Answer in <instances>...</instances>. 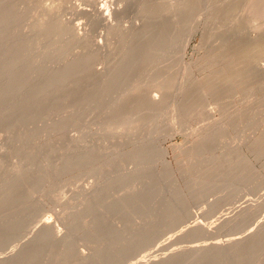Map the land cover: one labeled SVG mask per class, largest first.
Wrapping results in <instances>:
<instances>
[{"label":"rangeland","instance_id":"rangeland-1","mask_svg":"<svg viewBox=\"0 0 264 264\" xmlns=\"http://www.w3.org/2000/svg\"><path fill=\"white\" fill-rule=\"evenodd\" d=\"M176 1L113 30L70 3L0 2L22 118L0 117V264H264V0H195L187 21Z\"/></svg>","mask_w":264,"mask_h":264},{"label":"bare ground","instance_id":"bare-ground-1","mask_svg":"<svg viewBox=\"0 0 264 264\" xmlns=\"http://www.w3.org/2000/svg\"><path fill=\"white\" fill-rule=\"evenodd\" d=\"M3 0H0V2H2ZM13 1H19V0H13ZM24 1H26L27 3H41V4H44V5H46V7H47V9L48 10H52V9H54V8H56V7H58V5H63V4H68V3H70L69 5H72V7H73V11H75L74 13H75V15H78V14H76V13H79L80 15H82L80 18H82L84 15H88V16H90V14H91V17L90 18H92V15H95V21H98V19L100 20V24L103 22L104 23V25H105V27L104 28H110V29H112L113 30V28H117V25H118V27H119V21H118V23H117V19L118 18H120L122 15H123V13H124V11L125 10H129L130 9V7H134V6H136V5H138L139 3H142V2H144V0H59V2H58V4H51V5H49V4H46V1L47 0H24ZM49 1V0H48ZM199 1V0H198ZM257 1V0H256ZM259 1V0H258ZM177 2V4H176V6H175V9H177L178 11H177V15L178 16H180V15H182V16H184L183 17V19H185L184 21H187L186 20V15L190 12L191 14H193L192 13V11H194V9L196 8V6H194L195 5V3H196V1L195 0H177L176 1ZM250 2V1H249ZM251 2H252V0H251ZM250 2V3H251ZM50 3V2H49ZM51 3H54L53 1H51ZM261 3V2H260ZM260 3H258V4H260ZM263 3V2H262ZM253 5H254V3H253ZM252 6V5H251ZM261 6V5H260ZM71 7V6H70ZM71 7V8H72ZM129 7V8H128ZM195 7V8H194ZM253 8L254 7H256V6H252ZM128 8V9H127ZM262 8V7H261ZM159 8H157V10H158ZM264 9V8H263ZM82 13H84V15L82 14ZM189 13V15H188V17L191 15ZM120 16V17H119ZM79 17H77V18H79ZM192 17V16H191ZM84 18H85V16H84ZM94 18V17H93ZM87 19H89L88 17L86 18V20ZM179 19V18H178ZM90 20V19H89ZM181 20V19H180ZM180 20H178V23L181 25V23H180ZM102 21V22H101ZM184 21H183V23H184ZM189 21H191L190 19H189ZM87 22V21H86ZM89 22V21H88ZM182 22V21H181ZM193 22V21H192ZM79 23V22H78ZM182 23V25L180 26V28H179V30L180 29H183L184 27H185V29L186 28H189V26H185V24H183ZM190 23V22H189ZM188 23V24H189ZM83 24V23H82ZM72 25V27H70ZM77 25L79 26V24H76V25H74V22L73 23H71L70 25H69V27L71 28V30H69L71 33H72V35H73V37H71V40L73 41V38L76 40L75 42H77L78 43V41H80L81 43L79 44L78 43V45H81V46H83L84 44H82V42L85 40V38H86V33L88 32L87 31V28H88V25L86 26V28H85V26H84V30H86L87 32H85L81 27L80 28H78L77 27ZM85 25V24H84ZM102 25V27L104 26L103 24H101ZM186 25H187V23H186ZM69 27H67V28H69ZM69 28V29H70ZM115 28V29H116ZM198 28V27H197ZM108 29H106V30H108ZM190 29V28H189ZM188 29V32L189 31H191V32H193L194 30H192V29H190L189 30ZM179 30H178V33H179ZM111 31V30H110ZM187 31V29L185 30V32ZM181 32V31H180ZM184 32V33H185ZM191 32H189V34H191ZM186 34L187 35H189L187 32H186ZM71 34H70V36H72ZM184 35V34H183ZM69 36V37H70ZM179 36H180V34H179ZM182 40H183V38H182V36L180 37ZM179 38V39H180ZM190 38H191V36H190ZM87 39H88V36H87ZM102 39V38H101ZM100 39V40H101ZM186 39H187V37H186ZM185 39V40H186ZM104 41H106L105 39L104 40H102L101 42H104ZM175 41V40H174ZM173 40H172V44H175V42H174ZM257 41V40H256ZM74 42V43H75ZM86 42V44H87V41H85ZM96 42V41H95ZM99 42V46H101L102 47V49L101 50H103L104 48H103V46L105 45L104 43H100V41H98ZM183 42V41H182ZM76 43V44H77ZM84 43V42H83ZM88 43H90V41H88ZM97 43V42H96ZM95 43V44H96ZM169 43H171V42H169ZM180 43V42H179ZM257 43H259L258 41H257ZM256 43V44H257ZM98 44V43H97ZM176 44H178V42H176ZM254 44H255V42H254ZM253 44V45H254ZM89 45V44H88ZM103 45V46H102ZM107 45V44H106ZM189 45H190V39H188V40H186V41H184L181 45H180V47L178 48V50L181 48V52H182V54L178 51L177 53H179V54H181V59H182V61L180 60V58H179V61H181V64H182V66L183 67H186V69H187V71L189 72V71H192V69H191V66H192V62L191 61H186L185 60V62H184V56H185V54L187 53V51H188V48H189ZM259 45H261V43L259 44ZM86 46V45H85ZM98 46V45H97ZM98 46V48H101V47H99ZM179 46V45H178ZM107 47V46H106ZM196 47V46H195ZM257 47H259L258 45H257ZM256 48V47H255ZM95 49H97V47L95 48ZM176 51V50H175ZM175 55V54H174ZM174 55H173V58H174ZM42 63V62H41ZM40 63V64H41ZM47 63V62H46ZM45 62L44 63H42V64H45V65H40L39 64V66H40V68L42 69V66L43 67H47L48 68V66H47V64H46ZM14 66H15V63H12L11 65H10V67H9V72L10 71H14L13 70V68H14ZM40 68H39V73L41 74H43V80L45 79V77H44V73H46L45 72V70L44 69H46V68H44L43 70H42V72L40 71ZM250 69L251 70H253V71H257V72H259V73H262V74H264V64L263 63H261L259 60L258 61H256L255 63H253V65H251V67H250ZM47 70V69H46ZM98 70V69H97ZM44 71V72H43ZM49 71V70H48ZM54 71V70H53ZM99 71V70H98ZM97 71V72H98ZM100 72V71H99ZM42 74H41V76H42ZM40 79V78H39ZM186 82L187 81H184V83L186 84ZM15 87H16V83L15 82H10V80L8 81V82H5V81H3V79L0 77V104H8V105H5L4 106V109L5 110H0V117H1V120L2 119H9L10 121H13V119L11 120V117H15V119L17 120V118L19 119V118H21V115H20V113L18 114L17 112H19V110H15L16 108H17V103L16 102H11L10 101V97L12 96V94H13V90L15 89ZM47 90H48V88H47V86H42L41 88H40V91L38 92L40 95H43L44 93H46L47 92ZM183 95H184V91L180 94V96H182L183 97ZM161 100V98L159 99L156 95H154V96H152V98H151V101L153 102V103H158L159 101ZM210 104V103H209ZM209 104H207L208 106H209ZM211 106V105H210ZM212 109V108H211ZM180 110H181V116H182V118L186 115V113L187 114H189L188 113V111H187V105H186V103H185V101H184V99L183 100H181L180 101ZM213 110V109H212ZM212 110H207L208 112L209 111H212ZM213 112V111H212ZM16 113L20 116V117H17L18 115H16ZM210 113V112H209ZM213 113H211V115H212ZM17 117V118H16ZM23 117V116H22ZM24 118V117H23ZM14 119V121L15 122H18L19 121V123L20 122H22V118H21V120L19 119L18 121H16ZM26 120V118H24V121ZM182 120V119H181ZM183 120H184V118H183ZM182 120V121H183ZM191 131H193V130H191ZM196 132V131H195ZM194 132V133H195ZM190 134L191 135H193V132H190ZM195 134H197V136H198V133H195ZM194 134V135H195ZM200 135V134H199ZM163 151L166 153V148L165 147H163ZM42 226H49L51 229H52V239L53 240H56V241H60V240H62L63 239V235L62 234H60L59 233V229L56 227V226H54V225H51V224H49V223H45V224H43ZM61 232V231H60ZM59 235H61V236H59ZM83 258H85V259H88V256H85V257H83Z\"/></svg>","mask_w":264,"mask_h":264}]
</instances>
